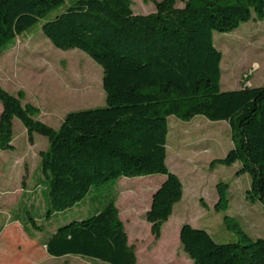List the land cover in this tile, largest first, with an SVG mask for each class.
<instances>
[{"label": "trees", "instance_id": "trees-1", "mask_svg": "<svg viewBox=\"0 0 264 264\" xmlns=\"http://www.w3.org/2000/svg\"><path fill=\"white\" fill-rule=\"evenodd\" d=\"M146 1L155 12L136 15L132 0H0V51L62 10L42 25L43 34L58 50L80 51L103 70L106 106L70 113L57 130L0 85V153L13 150L15 119L31 140L38 134L49 142L35 180L39 217L29 212L30 223L16 217L27 230L49 229L43 245L52 258L138 264L117 198L85 220L65 218L93 191L104 192L123 178H166L147 213L152 234L161 238L184 196L181 180L167 165L170 117L226 122L233 148L212 166L240 164L238 175L252 181L248 198L264 207V83L223 92V54L214 44L215 33L264 21V0H186L183 8L177 0ZM227 191V185L218 186L220 213L228 209ZM224 221L237 242L220 244L206 230L182 226L180 243L193 264H264V240L252 239L227 215Z\"/></svg>", "mask_w": 264, "mask_h": 264}, {"label": "rangeland", "instance_id": "rangeland-1", "mask_svg": "<svg viewBox=\"0 0 264 264\" xmlns=\"http://www.w3.org/2000/svg\"><path fill=\"white\" fill-rule=\"evenodd\" d=\"M185 2L177 0V7L183 8ZM132 9L136 15L156 10L154 3L146 0H132ZM61 13L62 10L53 12L0 51L2 88L20 98L23 106L34 107L38 119L56 130L70 113L106 106L102 68L80 51L58 50L42 32V25ZM214 44L223 54V92L263 85L264 21L252 20L230 34L215 33ZM1 114L0 103V117ZM168 125L167 165L181 180L184 199L164 225L160 240L152 234L147 220L153 192L165 178L160 175L112 181L104 192L93 191L65 218L85 220L105 209L110 199L117 198L119 216L139 264H193L180 243L183 225L206 230L220 244L237 242V236L227 229L225 215L236 220L252 239L264 240V207L248 198L251 178L238 175L240 164L212 166L233 148L229 125L210 122L203 116L191 122L170 117ZM13 131V150L0 154V264H104L81 257L52 259L41 245L49 236V229L39 233L15 222V217L22 215L30 223L29 212L33 218L39 217L42 200L35 197V180L41 154L48 150L49 142L38 134L31 140L17 119ZM220 184L228 187L226 213L216 210ZM34 203L37 209L32 211Z\"/></svg>", "mask_w": 264, "mask_h": 264}, {"label": "crops", "instance_id": "crops-1", "mask_svg": "<svg viewBox=\"0 0 264 264\" xmlns=\"http://www.w3.org/2000/svg\"><path fill=\"white\" fill-rule=\"evenodd\" d=\"M7 152H9V151H6V152H1L0 154H4V153H7ZM166 180V178H163V179H161V181L159 182V184L157 185V188L154 190V192H153V195L156 193V191L161 187V185L164 183V181ZM153 198V197H152ZM183 199H184V196H183ZM183 199H182V201H183ZM182 201L179 203V204H177L176 206H175V208H174V212H173V214L175 213V210H176V208H177V206H179L181 203H182ZM117 203H118V200H117V202H116V206H117ZM150 209H151V207H150ZM173 216V215H172ZM15 222H20V223H22V220H21V218H18V217H15ZM24 225V224H23ZM24 227V226H23ZM26 229V228H25ZM161 238H162V236H161ZM160 238V239H161ZM35 239H38V238H35ZM159 239V240H160ZM41 245H42V248H44L45 249V247H44V245H43V241H41ZM45 251H46V249H45ZM47 253V252H46ZM48 255V254H47ZM49 256V255H48ZM137 256V255H136ZM50 257V256H49ZM50 258H52V257H50ZM65 258H67V257H65ZM52 259H55V258H52ZM62 259V258H61ZM64 259V258H63ZM137 261H138V257H137ZM138 264H139V262H138Z\"/></svg>", "mask_w": 264, "mask_h": 264}]
</instances>
